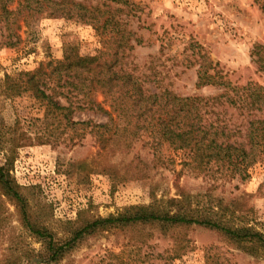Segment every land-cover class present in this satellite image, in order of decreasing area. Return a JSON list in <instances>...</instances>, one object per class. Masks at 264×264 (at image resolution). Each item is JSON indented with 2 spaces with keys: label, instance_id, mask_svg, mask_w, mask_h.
<instances>
[{
  "label": "rangeland",
  "instance_id": "1",
  "mask_svg": "<svg viewBox=\"0 0 264 264\" xmlns=\"http://www.w3.org/2000/svg\"><path fill=\"white\" fill-rule=\"evenodd\" d=\"M6 1L8 8L18 7L17 0ZM76 1L100 6L123 25L111 31L101 26L103 18L94 23L78 15H28L25 10L18 14L16 23H10V15L7 24L0 17V126L14 125L31 137L51 133L49 142L33 140L18 146L10 166L11 175L24 186L32 218L50 229L56 239L64 240L71 226L82 219L116 214L127 205L148 204L153 197H182L192 206L218 210L228 222L264 230V156L248 169V177L240 180L215 166L208 173H197L186 164L184 149L167 144L160 145L157 159L140 138L126 153L112 156V161L139 156L150 167L148 176L113 180L94 168L98 143L81 125L45 124L38 100L29 92L4 87L5 82L22 78L21 72L36 68L40 62L62 58L66 45L74 44L81 54L97 55L100 62H109L121 33L131 45L125 46V67L151 91L167 87L179 95L205 97L224 91L216 85L196 87L199 56L190 43L200 45L232 84L262 85L264 73L252 54L254 45H264V9L257 0ZM94 96L103 102L100 91ZM60 101L66 104L65 98L60 97ZM104 107L110 109L108 104ZM232 112V107H226V117ZM71 117L98 123L108 120L106 113L91 109H76ZM241 117L238 115V123ZM15 119L19 122L14 123ZM2 160L0 151V163ZM2 200L0 259L4 255L11 259L8 253L13 252L20 257V264H264V253L259 249L238 246L223 234L199 225L179 231L188 241L176 257H169L174 253L170 236L155 232L146 244H130L126 232L102 230L76 240L56 263L37 260L40 257L33 255L40 249V241L23 227L15 205L4 197Z\"/></svg>",
  "mask_w": 264,
  "mask_h": 264
},
{
  "label": "trees",
  "instance_id": "2",
  "mask_svg": "<svg viewBox=\"0 0 264 264\" xmlns=\"http://www.w3.org/2000/svg\"><path fill=\"white\" fill-rule=\"evenodd\" d=\"M18 7L10 9L6 0H0V17L12 16L10 23L24 10L28 15L45 12L50 16H81L89 22H100L103 28L115 31L123 22L98 5L87 6L76 0H17ZM124 2V0H110ZM264 9V0H257ZM9 22V21H8ZM9 25V23H8ZM17 27L18 24H17ZM129 34V33H128ZM123 37V38H122ZM15 41H8L14 44ZM198 54L196 87L216 85L224 91L215 96L179 95L167 87L151 91L137 75L125 67L128 55L126 35L120 34L114 58L100 62L97 55L81 54L76 45H66L63 57L48 59L29 71L21 72L22 78L5 88L17 93L29 92L43 108L42 121L47 123L81 125L98 143L94 168L108 173L113 180L125 181L145 178L150 168L139 156L124 161H112L117 153H126L137 139L152 149L159 159V147L167 144L184 149L187 165L197 173H208L214 166L230 176L244 180L248 169L264 156V84H232L216 68L214 62L200 45L190 43ZM252 54L264 73V45L256 44ZM122 61L117 63L118 61ZM124 63V66L121 65ZM100 91L103 102L94 94ZM60 97L65 98L62 104ZM104 104L110 107L107 110ZM220 107V108H219ZM226 107L234 112L226 117ZM76 109H91L106 113L108 120L98 123L92 120H74ZM234 115V116H233ZM238 115L241 119L238 123ZM233 116V119H231ZM19 120L15 119L14 123ZM18 127V126H17ZM31 137L26 131H18L14 125L0 126V213L5 210L2 197L16 208L23 227L34 233L40 241V249L33 256L37 260L58 262L70 250L76 240L102 230H121L127 233L130 244H146L155 232L172 238L173 255L179 256L188 238L181 229L199 225L226 236L238 246L255 247L264 253V230L246 223L233 224L223 219L212 207L192 206L182 197L156 198L148 204H132L116 214L80 220L72 225L69 236L56 239L50 229L34 220L29 212V199L10 173L13 154L20 145L51 141L48 136ZM4 255L1 264H20V257L13 252Z\"/></svg>",
  "mask_w": 264,
  "mask_h": 264
}]
</instances>
